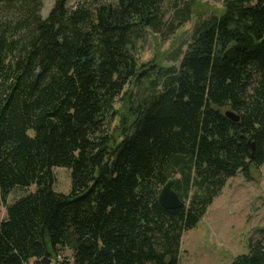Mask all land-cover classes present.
Returning <instances> with one entry per match:
<instances>
[{
    "label": "trees",
    "instance_id": "trees-1",
    "mask_svg": "<svg viewBox=\"0 0 264 264\" xmlns=\"http://www.w3.org/2000/svg\"><path fill=\"white\" fill-rule=\"evenodd\" d=\"M169 1L170 20L166 0H55L45 18L43 0H0V264H51L63 249L73 264H178L228 179L264 164V0H223L136 96L137 43L193 15L194 0ZM168 180L176 210L158 202ZM232 264H264V240Z\"/></svg>",
    "mask_w": 264,
    "mask_h": 264
},
{
    "label": "rangeland",
    "instance_id": "rangeland-1",
    "mask_svg": "<svg viewBox=\"0 0 264 264\" xmlns=\"http://www.w3.org/2000/svg\"><path fill=\"white\" fill-rule=\"evenodd\" d=\"M54 1L43 0L40 11L42 18L47 16ZM101 1L111 3L113 0ZM76 2L77 0H68V7H73ZM170 4L171 1L166 0L164 6L168 10V20L172 18ZM222 8L223 0H194L193 15L185 24L177 25L174 34L168 36L165 33H145L144 39L137 43L136 56L141 67V78L134 84L132 93L136 96L146 93L148 81L145 76L149 69L155 70L160 65L178 66L180 53L190 42L195 22L218 14ZM120 104L121 100L116 107ZM112 127L113 124L110 128ZM52 171L55 177L54 190L69 193L70 172L64 168H54ZM249 175V180L241 173L228 179L196 227L183 233L178 264H232L235 257L247 253L249 239L264 240V164L259 169L251 167ZM34 190V186L13 190L7 197V204ZM0 216L5 217L4 207L0 209ZM30 264L34 262L31 261ZM51 264H73L71 251L60 250Z\"/></svg>",
    "mask_w": 264,
    "mask_h": 264
},
{
    "label": "water",
    "instance_id": "water-1",
    "mask_svg": "<svg viewBox=\"0 0 264 264\" xmlns=\"http://www.w3.org/2000/svg\"><path fill=\"white\" fill-rule=\"evenodd\" d=\"M226 117H228L232 122L238 121V116L234 113L226 112ZM249 147L251 148V151H253V145H249ZM158 202L166 210H176L184 205L183 200L173 189L172 180H168L160 189L158 194Z\"/></svg>",
    "mask_w": 264,
    "mask_h": 264
}]
</instances>
